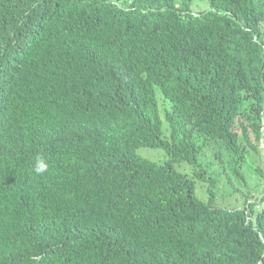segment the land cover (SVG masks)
I'll list each match as a JSON object with an SVG mask.
<instances>
[{
    "label": "trees",
    "instance_id": "16d2710c",
    "mask_svg": "<svg viewBox=\"0 0 264 264\" xmlns=\"http://www.w3.org/2000/svg\"><path fill=\"white\" fill-rule=\"evenodd\" d=\"M194 1L0 0V264H264V190L206 175L239 176L236 123L264 158V0Z\"/></svg>",
    "mask_w": 264,
    "mask_h": 264
},
{
    "label": "rangeland",
    "instance_id": "374dc122",
    "mask_svg": "<svg viewBox=\"0 0 264 264\" xmlns=\"http://www.w3.org/2000/svg\"><path fill=\"white\" fill-rule=\"evenodd\" d=\"M115 6L126 7L129 0H112ZM208 2L206 0H195L191 6L193 12L208 9ZM156 98L159 103V110L161 117L164 109L168 106L162 100L160 93L156 90ZM245 123H236L235 131L238 135L239 147L243 153L244 162L241 167H238L239 176L237 177L232 169L227 166L225 170L221 166H211L207 169L206 175L208 178L215 177L217 191L215 193V200L213 204L215 207L226 209H242L245 204H253L260 198L264 190V177L261 176L260 171H264V158L261 152V144L255 139V133L252 130L245 129ZM168 135V127L165 122L162 124V137ZM245 137L247 139L245 140ZM252 145V146H250ZM137 154L151 162L162 164L167 158L165 152L161 149L144 148L137 150ZM224 161L231 162L230 156L223 155ZM224 166H226L224 164ZM173 169L181 174H188L192 170L186 163H175ZM195 184V195L199 199H206V185L208 180L201 181L193 178ZM254 205V204H253Z\"/></svg>",
    "mask_w": 264,
    "mask_h": 264
},
{
    "label": "clouds",
    "instance_id": "9594fccd",
    "mask_svg": "<svg viewBox=\"0 0 264 264\" xmlns=\"http://www.w3.org/2000/svg\"><path fill=\"white\" fill-rule=\"evenodd\" d=\"M48 170V164L42 157H37L35 162L34 171L37 174H43Z\"/></svg>",
    "mask_w": 264,
    "mask_h": 264
}]
</instances>
